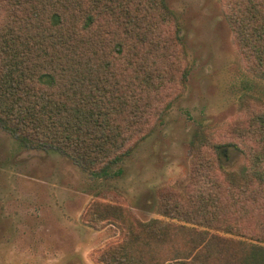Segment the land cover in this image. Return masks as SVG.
<instances>
[{
	"label": "trees",
	"instance_id": "1",
	"mask_svg": "<svg viewBox=\"0 0 264 264\" xmlns=\"http://www.w3.org/2000/svg\"><path fill=\"white\" fill-rule=\"evenodd\" d=\"M223 1L238 48L264 80V0ZM0 14V125L97 176L132 153L163 93L184 82L179 22L165 0H0ZM242 103L249 115L235 132L252 144L215 143L201 130L198 155L211 156L193 173L203 179L185 200L160 201L162 218L99 205L124 229L99 264H264V100L246 94ZM234 152L247 163L229 172Z\"/></svg>",
	"mask_w": 264,
	"mask_h": 264
},
{
	"label": "rangeland",
	"instance_id": "2",
	"mask_svg": "<svg viewBox=\"0 0 264 264\" xmlns=\"http://www.w3.org/2000/svg\"><path fill=\"white\" fill-rule=\"evenodd\" d=\"M165 3L179 22L184 82L163 93L161 112L145 137L107 174L85 171L63 152L0 125V264H99L97 253L124 236L120 224L105 220L100 204L121 206L142 221L160 219V201L185 200L195 180L203 179L193 173L211 156L205 149L198 155L201 130L215 143L244 150L252 144L235 129L249 115L242 97L264 100V80L250 71L238 48L224 1ZM246 163L234 152L224 168L236 172Z\"/></svg>",
	"mask_w": 264,
	"mask_h": 264
}]
</instances>
